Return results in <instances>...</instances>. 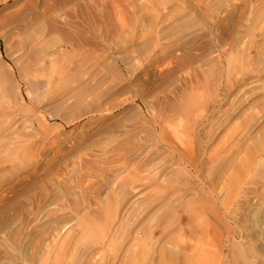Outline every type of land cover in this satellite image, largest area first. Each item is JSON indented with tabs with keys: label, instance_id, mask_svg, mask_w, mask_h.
I'll list each match as a JSON object with an SVG mask.
<instances>
[{
	"label": "rangeland",
	"instance_id": "rangeland-1",
	"mask_svg": "<svg viewBox=\"0 0 264 264\" xmlns=\"http://www.w3.org/2000/svg\"><path fill=\"white\" fill-rule=\"evenodd\" d=\"M0 264H264V0H0Z\"/></svg>",
	"mask_w": 264,
	"mask_h": 264
}]
</instances>
